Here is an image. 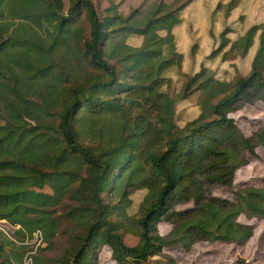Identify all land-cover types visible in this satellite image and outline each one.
Wrapping results in <instances>:
<instances>
[{
    "label": "trees",
    "instance_id": "obj_1",
    "mask_svg": "<svg viewBox=\"0 0 264 264\" xmlns=\"http://www.w3.org/2000/svg\"><path fill=\"white\" fill-rule=\"evenodd\" d=\"M179 1L123 15L108 0L100 16L90 0H0V264L29 252L30 264H99L104 247L116 264H175L164 250L251 239L238 219H264V183L230 200L212 188L232 189L245 155L264 150V127L244 136L231 117L264 103V20L234 40L224 27L209 56L256 45L248 72L185 73L172 32L194 0ZM191 101L197 114L179 125Z\"/></svg>",
    "mask_w": 264,
    "mask_h": 264
},
{
    "label": "rangeland",
    "instance_id": "obj_2",
    "mask_svg": "<svg viewBox=\"0 0 264 264\" xmlns=\"http://www.w3.org/2000/svg\"><path fill=\"white\" fill-rule=\"evenodd\" d=\"M96 7L100 16L104 15V10L108 7V0H90ZM118 5V11L126 15L132 9L150 7L153 4H158L161 7L163 4L173 5L174 2L179 0H111ZM181 1V0H180ZM179 1V2H180ZM211 0H205L204 15H206ZM216 1L213 0V6L216 5ZM230 0H227L220 6V17L224 19L225 27L231 24L230 18L236 19V26L247 25L252 21L258 22L264 19V0H239L238 11L232 10L228 15L226 14V5ZM64 9L68 7L69 0H63ZM174 6V5H173ZM175 7V6H174ZM239 12V13H238ZM186 17V13H185ZM189 17V16H188ZM247 18V19H246ZM259 18V20H258ZM245 21V22H243ZM232 27L234 26L231 25ZM230 28V27H229ZM173 33V32H172ZM121 39V38H120ZM113 41L119 43V38H115ZM122 41H124L122 39ZM128 45H137L139 40L136 38L125 39L124 41ZM196 45L195 41L192 45ZM214 49V48H213ZM212 49V50H213ZM256 45L250 50L248 55L244 59H236L231 61H220V57L209 58L212 50H208L206 53H201L198 56L196 64H205L212 70L217 72L219 78L230 79L234 76L235 70L239 73H246L249 70L251 61L255 54ZM189 61L195 62L194 55H187ZM232 65V66H231ZM234 65V67H233ZM195 101L189 102L187 105H181L177 107L176 118L178 124L193 119L197 114V108L195 107ZM231 117L234 119L237 127L240 129L244 136H251L257 129L264 127V103L258 102L254 105H245L237 112L233 113ZM246 163L236 171L234 185L232 189H226L221 187H213L212 193L223 199H233L232 192L245 187H262L264 183V150L261 147H257L254 150V154L245 155ZM144 191H137L132 196V207L130 214L136 212L137 207L144 196ZM238 221L252 226L253 236L244 245L238 246L233 244L224 243H210L200 242L195 244L190 251L185 252L183 250H164L163 257L172 258L175 264H239L243 261L244 264H264V219L248 220L243 216H240ZM170 226L162 223L158 226L159 234L165 235L169 231ZM137 240L133 237L126 236L125 243L129 246L135 245ZM99 264H116L111 256L110 250L104 247L99 256Z\"/></svg>",
    "mask_w": 264,
    "mask_h": 264
},
{
    "label": "crops",
    "instance_id": "obj_3",
    "mask_svg": "<svg viewBox=\"0 0 264 264\" xmlns=\"http://www.w3.org/2000/svg\"><path fill=\"white\" fill-rule=\"evenodd\" d=\"M227 0H218L216 5L213 6V0L210 1V7L204 15L205 0H194L183 12L181 17V24L173 29V35L176 42V48L179 53L184 57L183 60V69L185 73L195 72L198 70L199 65L196 64L198 56L201 53H206L208 50H212L218 44V35L221 30L225 27L224 19L220 17V9H216L218 3L224 4ZM235 10L238 11L236 8ZM186 13V17H185ZM239 13V12H238ZM189 16V17H188ZM231 20L229 24L232 32L229 34V38L234 40L236 36L241 35L248 27L258 22L252 21L247 25L236 26L238 24L236 19ZM247 19V18H246ZM245 22V21H243ZM234 26L232 27L231 25ZM228 26V25H227ZM196 45L192 49L193 43ZM253 49V48H252ZM194 55L195 62L189 61L187 55ZM202 51V52H201ZM201 52V53H200ZM250 52V51H249Z\"/></svg>",
    "mask_w": 264,
    "mask_h": 264
},
{
    "label": "built area",
    "instance_id": "obj_4",
    "mask_svg": "<svg viewBox=\"0 0 264 264\" xmlns=\"http://www.w3.org/2000/svg\"><path fill=\"white\" fill-rule=\"evenodd\" d=\"M0 229H2L4 232H7V228H6V223H5V221H1V220H0ZM40 242H41L40 234L37 233V234L35 235L34 240H33L30 244H31V246H37V245L40 244ZM32 253H33V252H29V253L25 256V258H24L22 264H30V262H31L30 255H31Z\"/></svg>",
    "mask_w": 264,
    "mask_h": 264
}]
</instances>
